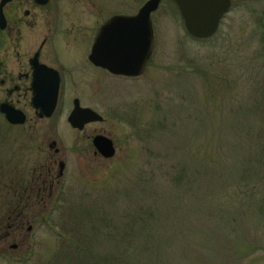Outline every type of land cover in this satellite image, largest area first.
I'll use <instances>...</instances> for the list:
<instances>
[{"label": "rangeland", "instance_id": "374dc122", "mask_svg": "<svg viewBox=\"0 0 264 264\" xmlns=\"http://www.w3.org/2000/svg\"><path fill=\"white\" fill-rule=\"evenodd\" d=\"M145 1L58 0L73 20L72 55H86L103 20ZM151 26L143 74L89 68L81 96L106 120L89 135L110 137L115 155L94 158L74 131L75 148L89 142V170L74 171L58 209L42 214L25 258L0 264H264L261 30L239 4L213 36L193 39L172 0H161ZM60 116L45 127L59 134L65 120L66 136Z\"/></svg>", "mask_w": 264, "mask_h": 264}, {"label": "flooded vegetation", "instance_id": "af4514ba", "mask_svg": "<svg viewBox=\"0 0 264 264\" xmlns=\"http://www.w3.org/2000/svg\"><path fill=\"white\" fill-rule=\"evenodd\" d=\"M229 3V12L241 4L264 37V0ZM58 6V0H0V258H25V244L36 239L42 214L58 209L71 190L74 171L89 170V142L75 148L73 132L91 141L103 133L89 135L90 126L106 120L87 123L81 130L68 126L66 136L65 120L59 134L54 123L45 125L58 114L67 121L75 99L81 105L89 68L107 77L135 79L94 66L90 50L75 58L70 51L73 20L70 14H58ZM75 149L81 163L74 167ZM92 155L104 161L94 149Z\"/></svg>", "mask_w": 264, "mask_h": 264}, {"label": "water", "instance_id": "95a60500", "mask_svg": "<svg viewBox=\"0 0 264 264\" xmlns=\"http://www.w3.org/2000/svg\"><path fill=\"white\" fill-rule=\"evenodd\" d=\"M44 3L46 0H37ZM179 10L183 26L192 38L206 39L217 30L219 21L228 11L229 0H173ZM4 2V1H3ZM160 0H146L134 15H114L104 21L95 35L89 60L115 75L139 76L153 49L154 38L151 14L157 10ZM53 99L46 115L54 108ZM102 121V117L87 107H80L77 99L68 116L72 128L82 129L86 123ZM92 144L102 157L114 154L111 139L96 135Z\"/></svg>", "mask_w": 264, "mask_h": 264}]
</instances>
